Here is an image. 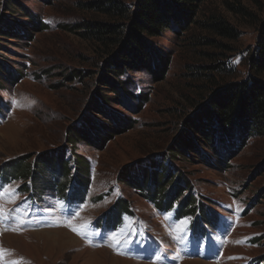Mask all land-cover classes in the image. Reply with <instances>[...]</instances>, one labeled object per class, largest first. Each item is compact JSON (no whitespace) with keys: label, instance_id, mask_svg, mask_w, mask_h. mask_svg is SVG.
<instances>
[{"label":"rangeland","instance_id":"obj_1","mask_svg":"<svg viewBox=\"0 0 264 264\" xmlns=\"http://www.w3.org/2000/svg\"><path fill=\"white\" fill-rule=\"evenodd\" d=\"M110 1L0 0V175L9 179L0 189L15 190L11 201L0 199V263L164 264L142 260L132 249L125 261L116 258L111 235L118 232L108 231L114 222L120 234L133 235L132 246L148 237L163 246V236L172 238L181 254L167 250L168 264H264V133L254 127L243 146L221 158L188 123L226 88L264 84V72L250 67L264 0H203L183 27L145 36L155 47L150 66L125 65L119 76L109 65L131 22L96 6ZM113 1L126 9L132 2ZM218 20L233 33L212 27ZM96 22L118 32L99 38L87 28ZM77 128L86 133L80 141L73 139ZM184 138L182 154L176 149ZM76 155L87 160L89 172L78 173ZM153 171L160 182L145 183ZM128 173H140L144 186L121 181ZM185 180L190 189L180 193L175 181ZM30 186L39 192L37 202L25 198ZM167 195L170 205L163 201ZM191 201L192 211L220 219L216 229L209 226L204 249L193 240L190 217L167 213L180 205L188 215ZM30 203L41 205L37 216H21L26 212L19 209ZM94 222L107 229L93 244L68 226L83 223L91 235ZM108 250L115 255L109 252L110 262Z\"/></svg>","mask_w":264,"mask_h":264},{"label":"trees","instance_id":"obj_2","mask_svg":"<svg viewBox=\"0 0 264 264\" xmlns=\"http://www.w3.org/2000/svg\"><path fill=\"white\" fill-rule=\"evenodd\" d=\"M131 1V6L127 9L119 2L113 0H111L108 5L96 2V6L98 9H100V11H107L112 14L127 16L131 22V26L127 30L128 33L126 37V43L110 61V70L116 76L124 74L125 65L131 67H137L141 64H144L147 67L150 66V63L153 59V54L155 53V47L145 38V36L158 35L162 32V30L170 28L173 24H178L183 27L189 20L192 19L193 14H195V12L199 9V4L203 2V0ZM212 27H215L216 30L228 33L229 35L233 33L231 26L227 25V23H224L222 20L215 21L212 24ZM87 28L94 29L91 31L95 32L99 38H104L107 37L108 34L118 32L116 27H112L109 24L102 22L89 23L87 24ZM250 67L253 72H264V25L258 37L257 46L250 58ZM122 83L126 84L124 81ZM106 84L111 85L112 90L117 94H120L121 88L119 85H115V81L107 80ZM248 84H244L242 88L239 86L226 88L223 93L212 97L209 105L204 111L200 112L198 116L196 115L194 118L191 117L188 121L189 128L191 127L198 130L199 132H202L204 137L208 140L206 144L209 145V147L211 146L214 153L220 155L221 158H224L225 154L226 156L229 155L231 150H233L238 144H245L246 140L248 139V135L251 131H253L254 127L255 132L260 134L264 133V84H258L255 80H251L249 86ZM137 97L138 99H141V96ZM85 136L86 133L81 128H77L76 132L73 133V139L77 141H80V137L85 138ZM195 148L197 152L200 151L198 147L195 146ZM185 149L184 138L176 150L179 153L185 154ZM61 159H63V156ZM80 159V156L76 155L73 161L77 164L76 169H78V173L83 175L84 172H89V165L84 157L83 160ZM159 166L160 165H158L157 168ZM32 167L34 168V164ZM159 173L160 172L158 171H153L150 175L146 173L145 183L149 179L150 184L152 182L154 184H158L160 182ZM0 176L1 179L7 182L9 181L8 176L5 175L4 172H2ZM139 176L140 173L137 175L128 173L120 178V180L123 182L126 181L128 186H144V183H142V185L139 182ZM176 183L177 181H175L174 187H176V189L177 187L181 188L180 193L190 189V186L187 184L188 182H186V180L185 184L181 182V184L177 185ZM180 185L185 188L180 187ZM165 187L166 186L164 185V188ZM27 191L31 192L29 193L30 195H34L38 198L39 192L37 190L35 191L33 186H30L29 190ZM119 198L120 197L117 199ZM160 201L161 200L159 198L154 199L155 203H160ZM163 201L165 204L168 203V205L171 203L168 195L164 197ZM188 206H192L191 212L188 215H185V210L181 208L180 205L172 206L168 211L174 210V215L178 219L190 217L194 237L204 236L208 231L211 232V230L216 229V227L220 224L219 218L217 219L211 214L208 216L206 212L202 213L199 208L197 209V213L192 211V209L195 207L193 201H191ZM123 210L128 212L126 208H123ZM195 213L197 216H201L198 218L199 225L197 218H194ZM111 224L113 225L114 222ZM209 226L212 227L211 230Z\"/></svg>","mask_w":264,"mask_h":264},{"label":"crops","instance_id":"obj_3","mask_svg":"<svg viewBox=\"0 0 264 264\" xmlns=\"http://www.w3.org/2000/svg\"><path fill=\"white\" fill-rule=\"evenodd\" d=\"M4 219V218H3ZM20 219V218H19ZM1 224H4V223H1V219H0V226H1ZM83 225V223L82 224H79L77 227H81ZM109 231V230H108ZM104 235V233L101 235V236H96L94 239L96 240V239H100L102 236ZM109 235V234H108ZM77 236L78 237H80L83 241H87V238L83 235H80V234H78L77 233ZM111 236H115L116 238H118L119 239V242L121 241V238H119L118 237V235H111ZM99 239L97 240V241H99ZM88 242V241H87ZM95 242V241H94ZM131 241H129L128 243H130ZM127 243V244H128ZM150 244H152V246H148L147 248H144V249H142V251H143V253L144 254H146V255H144V256H137V257H139V258H141L142 260H147V261H149L150 263L152 262V261H154V260H156V256H161V253L158 251L157 253H156V255H155V247H156V242H153V241H150L149 242ZM93 244V243H92ZM0 245H1V233H0ZM128 245L126 246V250L128 249ZM113 248L115 249V252L117 253V255H118V258H122L123 259V257H126V258H130V255H129V253H127L126 254V251L124 252L119 246H118V244L116 243V241H114L113 242ZM161 249H162V251H163V248L161 247ZM164 252H168V251H166V249L164 248ZM177 254V253H176ZM111 255H112V253H111ZM110 255V256H111ZM120 256H123V257H120ZM164 256H165V258H163V263L164 264H168L169 262H171V259L172 258H169L168 257V255H166L165 253H164ZM112 258H113V256H112ZM197 258V257H196ZM112 260V259H111ZM110 260V261H111ZM132 260V259H131ZM0 261H1V255H0ZM184 261H186V260H184ZM183 260H181L178 264H181V262H184ZM1 264V263H0Z\"/></svg>","mask_w":264,"mask_h":264},{"label":"snow or ice","instance_id":"obj_4","mask_svg":"<svg viewBox=\"0 0 264 264\" xmlns=\"http://www.w3.org/2000/svg\"><path fill=\"white\" fill-rule=\"evenodd\" d=\"M238 62V61H237ZM19 103V102H17ZM4 196H8L10 201H11V198L15 196V190L14 189H4L2 192H0V199H3ZM10 211V210H9ZM5 216V209L3 208V204H0V219H3ZM68 226L72 228L73 231H76L78 234L80 235H86V225H82L81 227H75L73 225H71L70 223H68ZM187 232V229H184L182 232H181V235L180 236H177L175 237V239L177 240H180L182 239L183 235H185ZM116 243L118 244L119 243V239L116 238L115 236L112 237ZM157 260L160 259L159 256H156L155 257ZM16 264H22V261L20 262H16Z\"/></svg>","mask_w":264,"mask_h":264},{"label":"bare ground","instance_id":"obj_5","mask_svg":"<svg viewBox=\"0 0 264 264\" xmlns=\"http://www.w3.org/2000/svg\"><path fill=\"white\" fill-rule=\"evenodd\" d=\"M99 239V238H98ZM162 239V241L160 242L163 246H164V248L166 249V251L168 250H175L178 254H180V252H179V249H178V247H177V244H173L172 245V243H170V242H172L171 241V239H169L168 237H162L161 238ZM169 239V240H168ZM103 250V248H101L99 251L101 252ZM98 251V250H97ZM109 250L107 251V252H105L106 253V259L107 260H109V262H110V260L112 259V257L110 256V254H109ZM111 253V252H110ZM168 253V252H167ZM113 255V254H112ZM113 256H115V255H113ZM116 258H118V256H115ZM120 257H122V256H120ZM124 258V257H123ZM126 259V258H125ZM119 260L120 261H125L124 259H122V258H119ZM138 260H130V262H128V263H131V264H133V263H139V261L137 262Z\"/></svg>","mask_w":264,"mask_h":264}]
</instances>
